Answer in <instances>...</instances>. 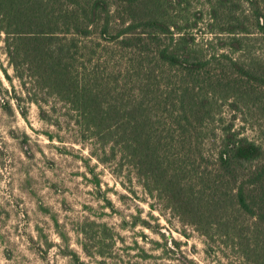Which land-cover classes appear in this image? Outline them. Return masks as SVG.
<instances>
[{
    "label": "trees",
    "instance_id": "16d2710c",
    "mask_svg": "<svg viewBox=\"0 0 264 264\" xmlns=\"http://www.w3.org/2000/svg\"><path fill=\"white\" fill-rule=\"evenodd\" d=\"M183 1L0 0L19 82L3 69L2 108L27 119L34 104L44 122L73 125L115 175L264 264V142L235 126L245 110L264 114V0H198L193 12Z\"/></svg>",
    "mask_w": 264,
    "mask_h": 264
},
{
    "label": "rangeland",
    "instance_id": "374dc122",
    "mask_svg": "<svg viewBox=\"0 0 264 264\" xmlns=\"http://www.w3.org/2000/svg\"><path fill=\"white\" fill-rule=\"evenodd\" d=\"M180 6L201 8L198 0ZM4 68L19 88L0 43V87L11 88ZM2 104L0 264H250L231 239L206 238L128 171L115 175L118 162L101 164L73 125L44 122L34 104L27 119ZM236 117V129L264 142L258 107Z\"/></svg>",
    "mask_w": 264,
    "mask_h": 264
}]
</instances>
